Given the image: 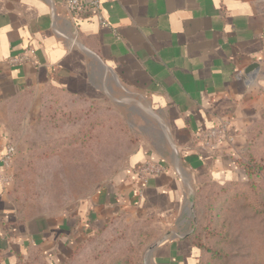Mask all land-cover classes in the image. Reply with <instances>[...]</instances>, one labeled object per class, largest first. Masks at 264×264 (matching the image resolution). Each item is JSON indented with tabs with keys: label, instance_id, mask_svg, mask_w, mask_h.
I'll return each instance as SVG.
<instances>
[{
	"label": "crops",
	"instance_id": "obj_1",
	"mask_svg": "<svg viewBox=\"0 0 264 264\" xmlns=\"http://www.w3.org/2000/svg\"><path fill=\"white\" fill-rule=\"evenodd\" d=\"M100 12L106 24L64 0H0V172L5 144L64 100L114 106L131 133L122 165L59 215L22 217L0 187V264L34 252L62 260L119 218L163 229L148 264H197L196 188L244 178L250 134L264 123V0H106ZM28 47L34 61L7 62ZM224 120L232 142L203 148L199 132ZM144 161L164 171L139 200Z\"/></svg>",
	"mask_w": 264,
	"mask_h": 264
},
{
	"label": "rangeland",
	"instance_id": "obj_2",
	"mask_svg": "<svg viewBox=\"0 0 264 264\" xmlns=\"http://www.w3.org/2000/svg\"><path fill=\"white\" fill-rule=\"evenodd\" d=\"M64 102L50 105L38 124L12 138L16 153L6 186L22 217L76 207L131 149L126 118L116 107ZM260 135L264 140V130ZM249 152L254 167L247 178L230 187L207 182L193 196L191 232L202 250L198 264H264V145ZM90 236L62 260L35 256L18 264H148L149 248L164 231L149 220L119 218Z\"/></svg>",
	"mask_w": 264,
	"mask_h": 264
},
{
	"label": "built area",
	"instance_id": "obj_3",
	"mask_svg": "<svg viewBox=\"0 0 264 264\" xmlns=\"http://www.w3.org/2000/svg\"><path fill=\"white\" fill-rule=\"evenodd\" d=\"M106 0H64L65 8L70 13H84L91 12L95 15L101 24H106L103 18L100 7ZM34 61V53L31 48L25 49L22 53L10 56L7 62L10 64H20ZM227 121H222L218 124L212 125L198 134V140L201 146L207 150L216 151L220 149L224 142L231 143L232 137L227 133ZM15 145L10 141L5 144L4 152L1 156L2 171L0 172V187L6 186L8 180L7 170L15 156ZM164 171V167L152 161H144L135 169L137 178L136 195L140 200L143 195V189L148 180Z\"/></svg>",
	"mask_w": 264,
	"mask_h": 264
},
{
	"label": "trees",
	"instance_id": "obj_4",
	"mask_svg": "<svg viewBox=\"0 0 264 264\" xmlns=\"http://www.w3.org/2000/svg\"><path fill=\"white\" fill-rule=\"evenodd\" d=\"M262 130H264V123H262L261 125H258L257 127H256V129L254 130V132H252L251 134H250V137L252 138L251 139V142H250V147L248 148V151H247V153H246V155L244 156V158L241 160V164H242V168H243V170H244V178H247L248 177V171H249V169L250 168H253L254 167V164H252V161H251V158H249V156H250V153L251 152H249V151H252L253 149H254V147L256 146V144H258V146H262V145H264V140H263V138H262V136L260 135L261 134V132H262ZM259 142H261V143H259ZM235 181H233V182H230V183H227V184H225V185H220V187H224V186H228V185H230L231 183H234ZM204 183H207V182H203V183H201L197 188H196V193L198 192V190L200 189V188H202L203 187V184ZM231 186V185H230ZM230 186H228V187H230ZM140 222H143V221H140ZM104 227H106V225L105 226H103V227H101V228H99V229H97L96 231H94L92 234H91V236H94L96 233H99V232H101L103 229H104ZM90 236V237H91ZM89 238V236L87 237V239ZM190 238L192 239V242H193V244L195 245V247H197V249L199 250V255H201V252H202V250H201V248H200V245L196 242V238H195V233H192L191 232V234H190ZM81 245V244H80ZM79 245V246H80ZM35 256H39L38 257V259H40L41 257H40V255H38V254H36L35 252H34V254H30V255H28L26 258H22V259H20L16 264H18V263H22V262H26V261H30V260H34V258H36ZM198 261H199V259H198ZM198 261H197V264H198Z\"/></svg>",
	"mask_w": 264,
	"mask_h": 264
},
{
	"label": "water",
	"instance_id": "obj_5",
	"mask_svg": "<svg viewBox=\"0 0 264 264\" xmlns=\"http://www.w3.org/2000/svg\"><path fill=\"white\" fill-rule=\"evenodd\" d=\"M255 67V65L254 64H252L251 66H249V68H248V70H251V69H253ZM158 245V243H154L152 246H150V250H152L154 247H156Z\"/></svg>",
	"mask_w": 264,
	"mask_h": 264
}]
</instances>
